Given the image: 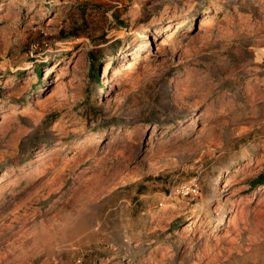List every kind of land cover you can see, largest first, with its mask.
<instances>
[{
	"label": "rangeland",
	"instance_id": "1",
	"mask_svg": "<svg viewBox=\"0 0 264 264\" xmlns=\"http://www.w3.org/2000/svg\"><path fill=\"white\" fill-rule=\"evenodd\" d=\"M0 264H264V0H0Z\"/></svg>",
	"mask_w": 264,
	"mask_h": 264
},
{
	"label": "bare ground",
	"instance_id": "2",
	"mask_svg": "<svg viewBox=\"0 0 264 264\" xmlns=\"http://www.w3.org/2000/svg\"><path fill=\"white\" fill-rule=\"evenodd\" d=\"M204 21H201L200 22V26H199V28L201 29V28H203V26H204V23H203ZM136 52V51H135ZM137 54V53H136ZM136 54L134 55V56H136ZM135 61L134 60H132V61H129V62H127L126 63V65H124L123 67H121L122 69H127V68H129L133 63H134ZM108 67L106 66L105 68H104V74H103V76H106V75H108ZM114 73V72H113ZM111 74V77L113 78L114 77V74ZM126 74V73H125Z\"/></svg>",
	"mask_w": 264,
	"mask_h": 264
}]
</instances>
